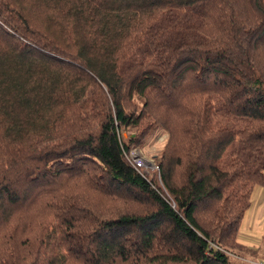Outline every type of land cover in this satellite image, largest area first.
Masks as SVG:
<instances>
[{
  "label": "trees",
  "instance_id": "16d2710c",
  "mask_svg": "<svg viewBox=\"0 0 264 264\" xmlns=\"http://www.w3.org/2000/svg\"><path fill=\"white\" fill-rule=\"evenodd\" d=\"M262 25L264 0H0V264L264 253L238 241L264 188ZM157 126L160 183L126 156Z\"/></svg>",
  "mask_w": 264,
  "mask_h": 264
},
{
  "label": "rangeland",
  "instance_id": "374dc122",
  "mask_svg": "<svg viewBox=\"0 0 264 264\" xmlns=\"http://www.w3.org/2000/svg\"><path fill=\"white\" fill-rule=\"evenodd\" d=\"M122 136L125 139H129L131 137L136 136V129L133 127L122 130ZM169 133L166 132L162 127H155L148 136L143 140L142 143H138L132 145L131 148L136 149L137 152L146 159L147 166L145 168L146 174L148 177H155L156 181L160 183V179L158 176H155V170L158 171L157 168L153 167L157 165V158L161 155L165 145L168 141ZM262 205L263 211L259 212L261 207L257 206ZM255 207V210L251 211ZM212 213V212H211ZM210 212H204V219H209L211 216ZM257 217H256V215ZM206 217V218H205ZM257 222L256 229L254 230V224ZM238 241L250 246H256V248H263L264 244V188L258 186L255 190L251 207L246 211L243 223L241 225ZM233 250V249H231ZM236 252V251H235ZM258 261H264V253L259 254L256 257H252L249 259H242V257L238 258V256L231 253V263L232 264H256Z\"/></svg>",
  "mask_w": 264,
  "mask_h": 264
},
{
  "label": "built area",
  "instance_id": "2783aa9c",
  "mask_svg": "<svg viewBox=\"0 0 264 264\" xmlns=\"http://www.w3.org/2000/svg\"><path fill=\"white\" fill-rule=\"evenodd\" d=\"M128 161L131 163V165L137 169L140 172H144L145 168L147 166V161L144 157H142L136 149L130 148L129 151L126 154ZM155 168H159L158 165L153 164ZM256 264H264V261H258Z\"/></svg>",
  "mask_w": 264,
  "mask_h": 264
},
{
  "label": "crops",
  "instance_id": "0c3cea01",
  "mask_svg": "<svg viewBox=\"0 0 264 264\" xmlns=\"http://www.w3.org/2000/svg\"><path fill=\"white\" fill-rule=\"evenodd\" d=\"M258 207H261L260 210H259ZM257 209L259 210V212H262L263 211V206L259 205V206H257ZM253 210H255V207L253 209H251V211H253ZM256 217H257V215H256ZM256 226H257V222H255V224H254V228H253L254 230L256 229ZM242 243L245 244V242H243V241H242ZM245 245H248V244H245ZM248 246H250V245H248ZM250 247H252V246H250ZM253 247H256V246H253Z\"/></svg>",
  "mask_w": 264,
  "mask_h": 264
},
{
  "label": "snow or ice",
  "instance_id": "6c2138e0",
  "mask_svg": "<svg viewBox=\"0 0 264 264\" xmlns=\"http://www.w3.org/2000/svg\"><path fill=\"white\" fill-rule=\"evenodd\" d=\"M262 26H264V25H262Z\"/></svg>",
  "mask_w": 264,
  "mask_h": 264
}]
</instances>
